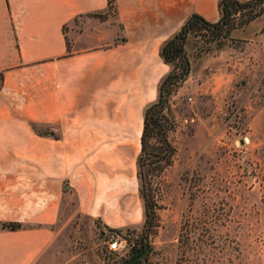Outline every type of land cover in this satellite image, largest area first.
<instances>
[{"label": "crops", "instance_id": "1", "mask_svg": "<svg viewBox=\"0 0 264 264\" xmlns=\"http://www.w3.org/2000/svg\"><path fill=\"white\" fill-rule=\"evenodd\" d=\"M219 2L116 0L122 41L70 50L67 27L108 0H0V222L24 225L0 229V264H36L71 196L108 227L138 221L144 111L171 70L161 48L193 13L217 22Z\"/></svg>", "mask_w": 264, "mask_h": 264}, {"label": "rangeland", "instance_id": "2", "mask_svg": "<svg viewBox=\"0 0 264 264\" xmlns=\"http://www.w3.org/2000/svg\"><path fill=\"white\" fill-rule=\"evenodd\" d=\"M96 17L67 27L70 50L122 41L116 3ZM223 35L192 34L189 81L172 85L175 154L152 177L156 225L145 226L141 197L138 221L119 233L71 196L36 264H122L142 245L144 264H264V13ZM114 237L122 251L111 250Z\"/></svg>", "mask_w": 264, "mask_h": 264}, {"label": "trees", "instance_id": "3", "mask_svg": "<svg viewBox=\"0 0 264 264\" xmlns=\"http://www.w3.org/2000/svg\"><path fill=\"white\" fill-rule=\"evenodd\" d=\"M108 1V8H114L116 0ZM219 9L221 17L217 22H211L202 15L193 13L182 27L164 42L161 48V56L166 63L171 65V70L161 81L158 98L145 108L141 152L137 160L145 226L156 225L157 203L151 188L152 177L170 165L175 154V147L169 138L170 132L176 128L171 102L176 89L172 85L177 86L185 82L190 74V60L186 47L191 35L206 29L228 37L234 29L248 25L263 15L264 0H220ZM93 15L100 16L101 13ZM1 86L2 84L0 88ZM33 128L38 133H43L36 123H33ZM23 226L21 222H0V229L18 230ZM110 229L119 233L123 232V228L110 227ZM145 248L146 245L135 246L132 256L122 264H130L135 257L145 251ZM146 260L144 256L135 264H144Z\"/></svg>", "mask_w": 264, "mask_h": 264}, {"label": "built area", "instance_id": "4", "mask_svg": "<svg viewBox=\"0 0 264 264\" xmlns=\"http://www.w3.org/2000/svg\"><path fill=\"white\" fill-rule=\"evenodd\" d=\"M125 247L126 244H124L118 237H114L110 243V248L113 251H122Z\"/></svg>", "mask_w": 264, "mask_h": 264}, {"label": "water", "instance_id": "5", "mask_svg": "<svg viewBox=\"0 0 264 264\" xmlns=\"http://www.w3.org/2000/svg\"><path fill=\"white\" fill-rule=\"evenodd\" d=\"M146 255V252L144 251L142 254L135 257L130 264H135L138 260L142 259Z\"/></svg>", "mask_w": 264, "mask_h": 264}]
</instances>
